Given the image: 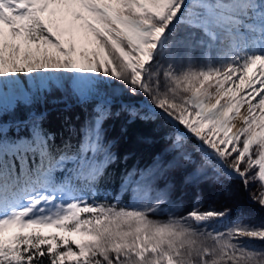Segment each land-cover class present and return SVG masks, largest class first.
<instances>
[{"label":"snow or ice","instance_id":"obj_1","mask_svg":"<svg viewBox=\"0 0 264 264\" xmlns=\"http://www.w3.org/2000/svg\"><path fill=\"white\" fill-rule=\"evenodd\" d=\"M120 115L168 147L117 173ZM178 167L264 210V0H0V264H264V223L184 211Z\"/></svg>","mask_w":264,"mask_h":264},{"label":"trees","instance_id":"obj_2","mask_svg":"<svg viewBox=\"0 0 264 264\" xmlns=\"http://www.w3.org/2000/svg\"><path fill=\"white\" fill-rule=\"evenodd\" d=\"M87 113H82L76 110L74 114V122L79 125L83 122ZM64 122V114L58 109L52 108L49 119V127L53 131H60ZM105 130L109 139L115 142L114 150L117 153L118 161L113 166V169L119 173L120 170L125 167L131 168L133 165L144 167L152 163L154 157H158L163 154L164 149L168 147V144L163 139L159 127L151 124L135 123L129 125L123 115L113 117L105 124ZM142 146V147H140ZM127 158V159H125ZM172 170L168 179L174 184V190L172 192V200L179 201L182 203L184 211L190 209L196 202V197L199 196L203 202L204 207L214 205L216 208L227 207V204L232 209L233 219L237 216H246V223L251 221V212H256L259 217V223H263L264 210L259 212L258 205L252 203L249 196L246 195L243 185L239 179L225 180L224 187L213 183L209 184L202 183L197 187H192L184 183L183 173L176 175L177 169ZM184 169V168H183ZM179 176V178H178ZM177 181L179 183H177ZM237 183L239 187L240 198L238 201H230V195L232 194L233 188L230 190L229 185L231 183ZM226 190L230 192L226 195ZM237 191V189H236ZM220 195L224 197L221 198ZM127 199L124 198L123 202ZM257 223V224H259Z\"/></svg>","mask_w":264,"mask_h":264},{"label":"rangeland","instance_id":"obj_3","mask_svg":"<svg viewBox=\"0 0 264 264\" xmlns=\"http://www.w3.org/2000/svg\"><path fill=\"white\" fill-rule=\"evenodd\" d=\"M140 147H142V146H140ZM177 172H178V173H176V175L180 174V172H181V173H184V169H183V167H180L179 169H177ZM178 178H179V176H178ZM180 179L183 180V178H180ZM177 183H179V182L177 181ZM206 183L209 184V186H210V184H211L210 181H208V182H206ZM229 187H230V190L233 188V190H232L233 192H232V194L230 195V198H231L230 201H233V202L238 201L239 198H240V194H239V187H237V183H236V182L231 183V184L229 185ZM236 189H237V191H236ZM251 191H253V192L258 191V186L255 185V184H253V185L251 186ZM246 195L249 196V193L246 192ZM220 197L223 198L224 196H223V195H220ZM127 202H128V198L125 199L124 203H127ZM229 206H230V205L227 204V207H229ZM259 209H260V208H259ZM261 211H262V210H260L259 215L261 214ZM262 213H264V212H262ZM174 214H175V215H180L181 213H180L179 211H177V212H175ZM250 214H251V217H252L250 223L257 224V223L260 222V221H259V217H258V215L256 214V212H251ZM262 221H263V223H264V219H262ZM52 231H54V230H52Z\"/></svg>","mask_w":264,"mask_h":264}]
</instances>
